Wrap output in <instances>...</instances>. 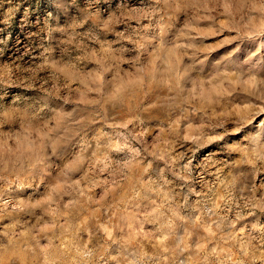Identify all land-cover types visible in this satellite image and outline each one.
Here are the masks:
<instances>
[{"label": "rangeland", "instance_id": "1", "mask_svg": "<svg viewBox=\"0 0 264 264\" xmlns=\"http://www.w3.org/2000/svg\"><path fill=\"white\" fill-rule=\"evenodd\" d=\"M0 264H264V0H0Z\"/></svg>", "mask_w": 264, "mask_h": 264}]
</instances>
